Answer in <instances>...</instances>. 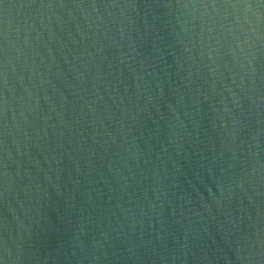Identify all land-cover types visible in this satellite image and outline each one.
I'll return each instance as SVG.
<instances>
[{"label":"water","instance_id":"water-1","mask_svg":"<svg viewBox=\"0 0 264 264\" xmlns=\"http://www.w3.org/2000/svg\"><path fill=\"white\" fill-rule=\"evenodd\" d=\"M0 264H264V0H0Z\"/></svg>","mask_w":264,"mask_h":264}]
</instances>
